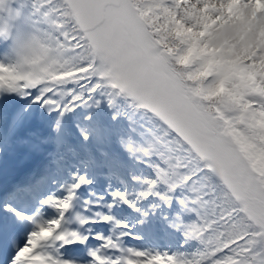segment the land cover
I'll return each instance as SVG.
<instances>
[{"label": "snow or ice", "instance_id": "6c2138e0", "mask_svg": "<svg viewBox=\"0 0 264 264\" xmlns=\"http://www.w3.org/2000/svg\"><path fill=\"white\" fill-rule=\"evenodd\" d=\"M0 264H264V0H0Z\"/></svg>", "mask_w": 264, "mask_h": 264}]
</instances>
